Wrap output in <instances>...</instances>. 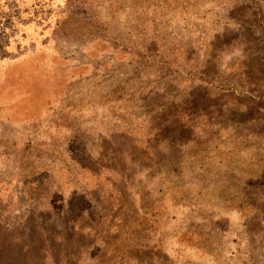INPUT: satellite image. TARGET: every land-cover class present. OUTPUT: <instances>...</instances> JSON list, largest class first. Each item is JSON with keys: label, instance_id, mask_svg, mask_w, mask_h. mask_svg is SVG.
Segmentation results:
<instances>
[{"label": "rangeland", "instance_id": "1", "mask_svg": "<svg viewBox=\"0 0 264 264\" xmlns=\"http://www.w3.org/2000/svg\"><path fill=\"white\" fill-rule=\"evenodd\" d=\"M2 22L0 264H264V0Z\"/></svg>", "mask_w": 264, "mask_h": 264}, {"label": "trees", "instance_id": "2", "mask_svg": "<svg viewBox=\"0 0 264 264\" xmlns=\"http://www.w3.org/2000/svg\"><path fill=\"white\" fill-rule=\"evenodd\" d=\"M10 248H12V247H10L9 244H5V243H3L0 246V257H1L0 259L8 257ZM14 250L18 251L17 259L15 260V262H20L22 253H20L19 251H22V250H21V247H20L19 243L14 246ZM53 264H59V261H57V262H55Z\"/></svg>", "mask_w": 264, "mask_h": 264}, {"label": "built area", "instance_id": "3", "mask_svg": "<svg viewBox=\"0 0 264 264\" xmlns=\"http://www.w3.org/2000/svg\"><path fill=\"white\" fill-rule=\"evenodd\" d=\"M7 21H5V23H6ZM5 23L4 22H2V23H0V30H3V28H5ZM6 29V28H5ZM4 29V30H5Z\"/></svg>", "mask_w": 264, "mask_h": 264}]
</instances>
